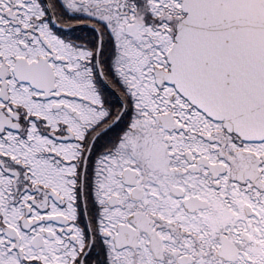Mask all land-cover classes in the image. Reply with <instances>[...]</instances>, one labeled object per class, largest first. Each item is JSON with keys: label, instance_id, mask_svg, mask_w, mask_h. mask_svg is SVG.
Segmentation results:
<instances>
[{"label": "snow or ice", "instance_id": "6c2138e0", "mask_svg": "<svg viewBox=\"0 0 264 264\" xmlns=\"http://www.w3.org/2000/svg\"><path fill=\"white\" fill-rule=\"evenodd\" d=\"M0 264H264V0H0Z\"/></svg>", "mask_w": 264, "mask_h": 264}]
</instances>
